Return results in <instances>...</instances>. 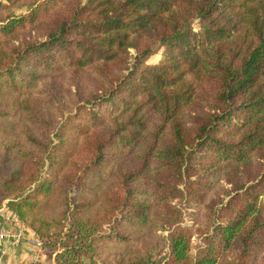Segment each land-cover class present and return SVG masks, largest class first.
<instances>
[{
    "label": "trees",
    "instance_id": "trees-1",
    "mask_svg": "<svg viewBox=\"0 0 264 264\" xmlns=\"http://www.w3.org/2000/svg\"><path fill=\"white\" fill-rule=\"evenodd\" d=\"M6 201L36 264H264V0H0Z\"/></svg>",
    "mask_w": 264,
    "mask_h": 264
},
{
    "label": "built area",
    "instance_id": "built-area-1",
    "mask_svg": "<svg viewBox=\"0 0 264 264\" xmlns=\"http://www.w3.org/2000/svg\"><path fill=\"white\" fill-rule=\"evenodd\" d=\"M0 217L2 218V226L0 227V264H2L3 256L6 250L11 246H21L27 244L34 247L38 254L42 252V242L38 237L28 232V229L23 225L13 211L6 210V204L0 209ZM17 224L10 225L13 221Z\"/></svg>",
    "mask_w": 264,
    "mask_h": 264
},
{
    "label": "crops",
    "instance_id": "crops-1",
    "mask_svg": "<svg viewBox=\"0 0 264 264\" xmlns=\"http://www.w3.org/2000/svg\"><path fill=\"white\" fill-rule=\"evenodd\" d=\"M6 210H9L6 204ZM2 218L0 217V227L2 226ZM17 224L15 220L10 225ZM28 232L32 235L34 233L30 228ZM1 250V242H0ZM38 262H45V257L37 253V250L27 244L21 246H11L6 250L3 256L2 264H36Z\"/></svg>",
    "mask_w": 264,
    "mask_h": 264
},
{
    "label": "rangeland",
    "instance_id": "rangeland-1",
    "mask_svg": "<svg viewBox=\"0 0 264 264\" xmlns=\"http://www.w3.org/2000/svg\"><path fill=\"white\" fill-rule=\"evenodd\" d=\"M162 56H163V51H159V52H157V54H155L154 56H152L148 61H147V64H150V65H154V64H157L159 61H160V59H162ZM109 167H107V169H108ZM61 177H62V175H61ZM4 204H7V201L6 202H4ZM3 204V205H4ZM24 225V224H23ZM26 228L28 229L29 227H27L26 226ZM32 230V229H31ZM161 235H165V234H163V233H160ZM201 244V239L200 238H198V237H194L193 238V250L196 252L197 251V249H198V245H200ZM111 247H113V248H120V246L118 245V244H116V243H112L111 245H110ZM130 248L131 249H138V248H140V249H143V246H142V244L141 243H139V242H133V243H131L130 244ZM104 255H108V259H113V255L111 254V252H110V250H108V249H106L105 250V252H104ZM235 255H230V257H234Z\"/></svg>",
    "mask_w": 264,
    "mask_h": 264
}]
</instances>
